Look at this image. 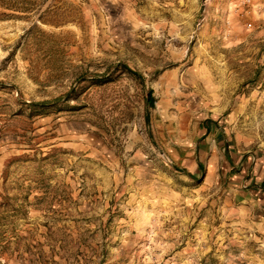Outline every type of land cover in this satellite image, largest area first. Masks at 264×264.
Returning a JSON list of instances; mask_svg holds the SVG:
<instances>
[{
  "label": "rangeland",
  "instance_id": "374dc122",
  "mask_svg": "<svg viewBox=\"0 0 264 264\" xmlns=\"http://www.w3.org/2000/svg\"><path fill=\"white\" fill-rule=\"evenodd\" d=\"M0 264H264V0H0Z\"/></svg>",
  "mask_w": 264,
  "mask_h": 264
},
{
  "label": "trees",
  "instance_id": "16d2710c",
  "mask_svg": "<svg viewBox=\"0 0 264 264\" xmlns=\"http://www.w3.org/2000/svg\"><path fill=\"white\" fill-rule=\"evenodd\" d=\"M145 102L149 107L152 106V98L150 97V92L147 93Z\"/></svg>",
  "mask_w": 264,
  "mask_h": 264
}]
</instances>
